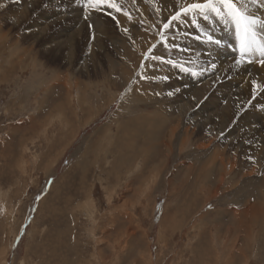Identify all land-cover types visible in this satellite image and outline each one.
<instances>
[{
  "label": "rangeland",
  "instance_id": "rangeland-1",
  "mask_svg": "<svg viewBox=\"0 0 264 264\" xmlns=\"http://www.w3.org/2000/svg\"><path fill=\"white\" fill-rule=\"evenodd\" d=\"M2 5H5L4 0H0V25H2L0 33L6 34V38L0 34V264H111L112 262H115V264H213V258L216 256H218L219 264H264V232L259 229L262 224H260V227L254 224V230L252 229L247 234L248 230L242 227L241 229L243 230L240 229L238 233L236 231L237 235H240L238 240L236 236L231 233L227 234L224 230L231 224L233 211H241L243 206L245 207L244 198L254 194L256 190L254 185L248 187L247 184L242 183L235 186L238 189L236 196L241 194L242 198H233L234 192L225 191L229 187L227 185L223 186V191L219 192L218 198L208 203L204 207L205 211H202L210 213L208 219H206V225H203L201 221L195 223L201 229L191 228L190 230H184L182 235L177 230L178 222L180 224L185 222L184 225L190 222L192 212H194L192 210L187 217L185 216L186 213L181 215L183 214L181 212V214L178 213L176 215L177 224L175 229H165L160 225L166 212L168 213L167 215H174L178 209L180 211L188 209L185 206L189 202L188 196H191V190L188 189L189 185L186 186L183 192L171 193L169 188L164 186V182H166V177L169 178L172 173H176L177 169L175 168L181 165L182 162L186 164L198 162L203 155L206 156L210 153V150L206 154L198 151L199 144L203 142L201 137L193 136V141L189 146L181 153H174L173 156L169 157L164 169L165 173L160 175V178L158 177V183H153L154 181H152L148 188H144L140 184L147 176L150 168L164 160V157L161 156H165L166 146H161L158 151L157 149L153 150L148 145L150 137L148 138L143 132L140 133L138 131H135L129 137L130 129L128 130L129 127L123 125L128 119L140 118L137 120L140 126L142 119L145 117L159 119L163 117L165 110L167 113L170 112L166 108L165 102L167 101H165L166 98L164 96L166 94V97H168L169 94L164 87L156 84V80H161L162 77L156 75L150 77V70L153 71V65L150 66V61L173 65L174 57L171 54L165 55L168 56L167 60L162 57L160 60L154 59L153 56L156 55L152 53L155 49L157 50V48H154L151 54L148 51L143 54L140 66L136 64V57L135 59H129L130 68L128 69L124 55H133L132 53L137 51V49L125 35L123 36V33L121 34L119 24L116 20H113V25L116 29L114 31L116 32L114 33L113 31L110 35L118 36L117 38L122 42L116 45L112 44L113 41L111 43L108 42V45L106 44L110 57L107 59L100 58L99 67L100 75L103 79L106 77V80L110 79L119 83L118 88L110 89V86L100 83L103 82L100 75L81 76L78 73H74V70H69L68 72L65 65L58 63V61L50 62L48 57L43 59L40 55L42 47L39 43H34L28 37L24 39L26 37L25 28L23 26H13L11 19L8 22L12 12L9 11L10 13H8L9 9L7 7H4L3 10ZM44 10H47V7L45 4H41L40 11L43 12ZM40 11L32 15L30 22L37 20V17L40 16ZM97 13H102L105 18H114L106 11L101 10ZM3 19L7 21H3ZM83 19L86 20L84 17ZM218 19L219 21L223 20V22L225 20L220 17ZM86 22L87 24L89 23V21ZM183 23L182 29H184L187 22ZM161 27L163 28V26ZM58 29L56 28L55 30L57 31ZM88 30L89 34H91L90 32L93 31L91 25L88 26ZM228 30L231 31V27L229 28L228 26ZM165 31V36H163L160 44L167 50L173 49L178 52H185V49L177 48L176 45L173 48L169 47L170 45L166 41H169L168 36H170L169 32L171 29ZM176 32L174 29V35L180 37ZM140 33L144 34V32L136 34ZM190 34L188 36L191 37ZM197 34L196 36L200 38L201 34L198 32ZM205 35V42L209 35L213 37L211 34ZM138 37L142 39V35H138ZM202 40L204 39L200 38L199 41ZM114 42L116 41L114 40ZM206 43L209 44L208 41ZM88 47V45H80L76 60L79 61L81 59L80 56L82 54L80 53L83 50L89 51ZM137 48H141L140 44ZM24 50L29 52L30 55H20ZM64 52L65 50H62V53ZM35 54L36 59L41 62L38 64L39 66L37 65L34 68L30 58L32 56L35 57ZM19 56L22 58V65L19 64L20 62L14 63L20 60ZM85 57H87V54H84ZM79 64L80 62H77V65ZM187 64L186 62L183 66ZM27 65L30 67H27ZM22 66L23 68H21ZM121 67H126L134 75L132 78L134 84L132 83V86L138 84L137 90L130 89L129 81L124 85V80L121 76L125 70ZM159 71L157 70V72ZM67 72L72 75L71 79L73 81L77 79L81 82V86L84 85L86 89L89 88L86 90L84 104L83 99L77 100L80 90L75 88L71 90V107H67L66 113L71 116L73 112V116L77 118V121L71 120L76 123L75 128L79 127L78 131H74L75 134L68 132L67 123L65 124L61 118H58L56 113L53 116L52 114L49 115L50 112H53L54 105L57 102L68 101L66 99L69 96L68 91L64 88L63 83L68 86L71 84V88L73 83L70 79L66 78L67 80L63 82V77H56L57 75L68 74ZM100 79L102 81H99ZM231 79L232 77L227 78L229 81ZM166 80L165 77L161 82L166 84L168 82ZM219 83L221 84V82ZM56 91L57 93L54 94ZM145 91L148 93L149 99L146 97ZM153 98L155 99L153 100ZM55 99L57 102H55ZM50 100L54 102L51 103ZM61 121H63L62 124ZM167 128L168 130H164L161 134L162 140L165 139V132L167 133L170 129V127ZM107 129L112 132L108 137L113 144L110 142V145H107L108 147L106 146L103 151L102 144L104 145L105 142L98 143V138ZM88 137H92V142L89 141L90 138ZM90 142L91 144H89ZM134 142H136V145ZM126 145L132 147L129 149L130 152L127 151ZM87 146H89V149H87ZM214 146H216L215 143ZM148 151L149 153H147ZM92 152L95 153L93 154ZM118 153L124 155L122 161L118 159ZM93 155L97 156L93 157ZM83 161H87L89 164L90 172L87 184L81 186L78 180L82 179L80 164ZM241 161L239 166H246L247 160H243L242 157ZM19 163H22L25 169L20 167ZM102 163L105 167L107 166V171L112 177L111 184L113 186L115 177L121 179L122 182L119 180L120 184L115 185V189L110 184H103V179L104 181L108 180L109 174ZM178 171L180 173L176 176V181L183 175L181 169ZM236 172L232 175H236L232 181L240 182L244 177V171ZM216 178L217 175L215 173L214 180ZM227 179L231 182L230 178L227 177ZM97 180L101 183L97 184L95 182ZM214 180H212V184H214ZM127 186L130 187V190H126ZM109 187L114 189L110 196L108 194L110 192ZM88 188L92 192L91 202L84 200ZM78 196L80 199L82 197V199L80 200ZM69 198L72 200V204H70L73 208L72 210L75 209V211L73 216L69 214V221H67L68 211L66 212L65 208ZM196 200L198 201L196 207L199 210L202 202L200 196ZM249 201L253 203V196H251ZM77 203L83 206L77 208ZM153 204L154 210L152 209ZM196 207L194 208L196 209ZM216 210L228 211L229 214L222 220L223 223L221 222V224L224 225V229L221 232L217 231L218 234L215 233L216 224L213 214ZM212 217L213 219H211ZM66 224L70 227V233L74 231L69 236L63 231ZM108 230L110 231L109 236L113 238L111 240L119 241L118 247L114 246L112 241L110 246H114V248L102 244L105 233ZM129 231L132 233L131 236ZM209 235H212L213 239H209V242L213 244V246L210 245L212 246L211 249L209 245L207 246L206 241L210 237ZM57 241L59 242L55 245ZM194 247L207 256L203 260H198L197 255L191 254ZM196 253L198 254V252Z\"/></svg>",
  "mask_w": 264,
  "mask_h": 264
},
{
  "label": "bare ground",
  "instance_id": "bare-ground-1",
  "mask_svg": "<svg viewBox=\"0 0 264 264\" xmlns=\"http://www.w3.org/2000/svg\"><path fill=\"white\" fill-rule=\"evenodd\" d=\"M4 1H5V5H2L3 7L2 9L4 10V7L5 8L7 7L9 9L8 13L12 12L11 17L9 18L7 17L8 22H10L11 19V24L13 26L16 27L23 26L25 28V34H26V37L24 39L28 37L29 39H32L34 43L36 44L39 43V45L42 47L40 54L42 58L45 59L46 57H48L50 58L49 59L50 62L58 61V63L60 62L61 64H64L68 72L69 70L70 71L74 70L75 71L74 73H78V75L80 74L81 76L85 75L87 77H90L91 75L93 76L100 75V69H99L100 58L107 59L110 57V53L106 49V44L108 42L111 43L112 41H113L112 44L114 45L122 42L120 41L119 38H117L118 36L115 37L114 35H110V33L116 30L115 26L113 25L114 22L113 20H116L117 23L119 24L118 26L121 34L123 33V36L125 35V37L129 39V42H131L137 49V51H135L134 53L131 52L133 55L130 54L129 56L124 55L128 69L130 68L129 59L132 58L135 59L136 57L137 60L136 64L137 65L139 64L140 66L142 64L141 61L143 60L142 58L143 54L146 53L149 48H153V45H155L154 48H157V50L155 49L152 54L162 57L165 60L168 59V56L165 55L171 54L174 57L173 65H170L168 63H160L157 60H156L157 62L150 61V66L153 65V71L150 70V77H152V75L162 77L161 80H156L157 82L156 84L164 87L165 90H167L168 94L171 93L168 95V97H166V94H164V96L166 98L165 101H167L165 102L166 108H168L170 110L169 113L172 112V114L169 115V113H167V111L165 110L164 112L165 114L163 115V117H160L159 119L157 118L149 119L147 117L143 118L142 124L140 126L137 121L140 118H135L134 120L128 119L125 125H123L125 127L126 126L129 127L128 128V130L130 129L129 137L132 136V134L135 131L136 132L138 131L140 133L143 132V134L146 135L148 138L150 137V142L148 145L153 150L157 149L158 151V149L161 146L163 145L166 146L165 156L164 155L161 156L164 157V160L159 164H154V165L152 164L153 166L147 172V176L145 177V179L142 180V183L140 184L142 185V187L148 188L150 183H152V181H154L153 183L157 182L158 177L160 178V175L165 173L164 169L168 163L169 157L173 156L174 153L175 154L181 153L187 146L191 144V142L193 141L192 140L193 136L197 135L201 137V140L203 141L202 143L199 144L198 151L206 154L208 153V150H210V153L206 156L203 155L202 159H200V161L198 162H193L191 164H186L182 162L181 165L176 167L175 169H177V171L179 169L183 171L181 172L183 173V175L179 177L180 178L179 181H178L179 178L176 181V176L179 175L178 173H180L179 171L178 172L176 171V173H174L175 175L172 173L169 178L166 177V182H164V186L168 187L171 193L183 192V190L186 189V186L189 185L188 189L191 190L192 194L190 193L191 196L187 195L189 198V202L186 201L188 202V204L186 203L185 207H187L188 209L185 208L186 210L183 211H180L178 209L174 215L173 214L167 215L168 213L166 212L163 215L164 217L160 225H162V227H164L165 229L168 228L175 229L177 224L176 215L181 212L183 213V214L180 213L181 215H184V213H186L185 216L187 217V215L188 216L190 215L192 210L194 212H192V217L190 219V222L189 223L186 222L187 224L185 225H184L185 222H182L181 224L178 222L177 230L179 231L180 235H182L184 230H190L191 228L201 229L195 223L201 221L203 225H206V219H208L210 213L209 212L204 213L202 211H205L204 207L208 203L215 201L218 198L219 194L223 191V186L227 185L229 187L225 191L234 192L232 196L233 198L234 197L242 198L241 194H239V196H236L237 193L236 191H238V189L235 186L237 184L241 185L242 183H245L247 184L248 187L254 185L256 187L255 188L256 192L254 191L253 195L244 198L245 207L243 206L241 211H233V215H231V221H230L231 224H229V226H227L225 229L223 228L224 225L221 224V222L224 219V217H227L229 215L228 211L226 212L222 210L220 211L216 210V212L213 213L214 222L216 224L215 233L218 234V232H221V230L224 229L227 234L230 233L233 234L234 236H236V239L238 240V237L240 236L237 235L238 231L242 227H244L248 230V232H246L247 234L252 231V229L254 228L253 227L254 224L258 225V227H260V224H262V226L259 229H262V231L264 232V90H262L264 89V65L258 63L260 59H264V0H240V4L245 5L248 11L251 12L256 17L257 20L254 26V37L252 36L249 37V39L255 40L253 46L254 51H251L246 54V58L251 62L243 63L241 65L235 64V59L239 56V52H240V39H241V37L237 35V30L235 25L226 19L224 20V22L223 20L219 21L218 17L212 13L208 14L207 19H204L200 15H193L190 13L188 17H185L184 19H181L175 23L173 22L171 31L169 32L170 36H168L169 41L167 40L166 43L169 44L170 45L169 47L171 48H173L175 45L177 46V48L181 47L182 49H185L184 50L185 52L183 51L178 52L173 49L167 50L160 44L161 40L163 39V36H165L166 33L165 29L163 30V28L161 27L163 26V23L168 22V18L171 15L175 14L177 8L186 5V3L192 2V0H116L117 1L116 3H118L117 6L122 9L121 11L118 12L114 8L108 9L106 6L102 8V11L109 12L111 16H114L113 19L107 17L105 18L102 13L100 14L97 12L96 13L92 12L89 18L86 20L83 19V17L85 18L86 15L85 11L82 6L76 4V0H4ZM199 2H203V0H199ZM41 4H45L47 10L41 12L42 11V10L40 11ZM38 11L41 12V13L39 12L40 16L37 17V20L30 22L32 15L38 13ZM125 13H127V15H125ZM3 21H7V20L3 19ZM86 21H89V23L87 24ZM193 21H195V23ZM183 22H187L184 29H182L184 26ZM90 25L93 28V31L90 32L91 34H89V30H88V26ZM228 26L229 28L231 27V31L228 30ZM1 27L2 25H0V28ZM56 28L59 29L56 31L55 30ZM174 29L177 31L176 33L180 35V37L174 35L175 34L173 33ZM115 32L116 31H114V33ZM139 32H144V34L141 33L136 34ZM197 32L201 34L200 38L204 40L199 41L200 38L196 36L198 35ZM190 33H192L193 35ZM0 34L2 37L6 38V34H2V33ZM188 34H190L191 37L188 36ZM205 34H211L213 36L212 37L213 41H209L207 39L209 44L206 43L207 41L205 42L206 40ZM138 35H142L141 37L142 39H140ZM143 35H147V36H143ZM114 40L116 42H114ZM216 40H219L220 43L216 44L214 42ZM81 44L88 45L89 51L83 50V52L80 53L83 56L81 55L80 56L81 59L78 61L76 60V57H78L77 54H79L78 51L80 49ZM139 44L141 46L140 49L137 48ZM62 50H65V52L62 53ZM115 52L117 53V51ZM21 54L25 56L30 55V53L27 52L26 50L22 51L20 55ZM84 54H87V57L84 58ZM21 61L22 58H20V60L15 61L14 63L20 62L19 64L22 65L23 62ZM178 61H180V63L177 64ZM30 62L32 63V66L35 68L41 61H38L36 59V54H35V57L32 56L30 58ZM77 62H80V64L77 65ZM186 62L188 64L186 66H183V64H186ZM213 65H215V67H213ZM27 67L30 66L27 65ZM21 68H23V66ZM34 68L33 70H35ZM127 68L126 67L122 68L125 70L123 72V75L121 76V78L124 80V85L129 81L130 82L129 85L131 86L130 89L137 90L138 84L132 86V83L134 84V82L132 81L134 75H132V73H130ZM157 70L160 71L157 72ZM56 77L57 78L63 77V82L64 80L70 79L73 85L71 88L70 86L71 84L68 86L62 82L64 88L68 91L69 96H67L66 98L68 101L67 102L61 101L62 103H60L57 102L55 99V102H57V104L54 105L53 112L52 113L50 112L49 115L52 114L53 116V114L56 113L58 115V118H61L65 124L67 123V126L69 128L68 132L70 134L71 133L75 134L74 131H78L79 127L77 126L75 128L76 123L73 122L77 121V118L76 116H73L74 114L73 112L72 113L70 112L71 116H69L66 113L67 107L70 106L71 90L73 88H75L76 90H80L79 93L80 95L77 97V100L80 99L84 100L86 97V92H87L86 90H88L89 88L86 89V86L84 85L81 86L80 84L81 82H79L77 79L73 81L71 79L72 75L69 73L62 76L57 75ZM87 77L86 79H88ZM100 77L102 76L100 75ZM165 77L167 79L166 81L168 82L166 84H163V82L161 81ZM228 77H232V79L229 81L227 80ZM105 78L103 79L102 77L103 82L100 83H105L106 85L110 86V89L118 88L119 85L118 82L110 80L109 77H108L109 80H106ZM99 81L102 80L100 79ZM252 81H256V84L258 86L255 96H253ZM219 82H221V84ZM56 93L57 91L54 94ZM145 93H146V97L149 99L148 93L146 91ZM154 99L155 98H153V100ZM52 102L54 101H51V103ZM84 103L85 100L83 104ZM72 119H74L73 122L71 121ZM63 121H61V124L63 123ZM167 127H170V129L169 131H167V133L165 132L164 134L165 139L162 140L161 134L164 132V130H168ZM111 134L112 132H110V130L107 129L104 132V134H102L101 137L98 138L99 139L98 143L105 142L104 145L102 144L103 147L101 146L103 148V151L107 145H110L111 140L108 136H110ZM91 140L92 137L89 139V141ZM91 142L89 144H91ZM135 143L136 142H134V144ZM214 143L216 144V146H214ZM87 147H88L87 149H89V146ZM126 148L127 151L130 152L129 149L132 147H130V145H126ZM247 148H249V150H247ZM92 153L94 154L95 152ZM147 153H149V151ZM117 155H118V159L122 161L123 160L122 157H124V155L120 153H118ZM150 155L154 157L153 154L150 153ZM96 156L93 155V157ZM242 157L243 160H247V164L244 167L239 166L241 165ZM88 165L89 164L87 163V161H83L80 164V169L82 171V175H81L82 179L78 181L81 186H83L84 184L86 185L88 182V175L90 172ZM19 166L24 168V165H22V163H19ZM181 167L184 169H182ZM116 169L119 170L118 168ZM105 170L107 171V166L105 167ZM242 171H244L243 179H241L240 182L232 181V179L236 177V175L232 176L233 173L234 172L240 173ZM215 173L217 175V178L214 180ZM108 177L109 179L106 180L107 182L104 181V179L102 178L103 184L106 183L107 185L108 184L112 185L111 175L109 174ZM227 177L231 179L230 180L231 182H229V179H227ZM252 179H254V181H252ZM99 180L95 182L98 184ZM119 180L121 181L120 178L115 177V182H113L114 186L120 184ZM212 180L215 181L214 184H212ZM114 186L112 185L113 188ZM109 188H110L109 189L110 192L108 194L110 196L114 192L115 188L114 189L111 187ZM128 189L130 190V187L126 188V190ZM76 190L78 189L76 188ZM87 191L88 192L85 195L86 197L84 196L85 197L84 200H86V202L87 200L88 201L92 200L91 189L89 191L88 188ZM199 196L202 202L200 204L201 207L198 210L196 207L198 201L196 199ZM251 196H253L254 198L253 203H250L249 201ZM71 201L72 200L69 198L67 202L68 204L66 205L65 208L66 212L68 211L67 221H69V217H70L69 214L73 216V212L75 211V209L72 210L73 208L70 205L72 204ZM79 205L80 203H77L76 207L80 208L83 206V205L80 206ZM194 207H196V209ZM152 209L154 210V204ZM211 219H213V217ZM63 231H65V234H67V236H69V234L74 232L73 231L70 233V227L67 224L65 225V229ZM109 232H110L109 230L106 231L105 233L106 235L103 240V242L105 241V243L102 242V244H105L110 248H114V246L118 247V245L120 244L119 241L115 239L114 241H112L111 240L112 237L109 236ZM129 232L128 233L131 236L132 233L131 231ZM205 234L207 235V233ZM209 239L213 240L212 235L206 240L207 246L208 245L213 246V244L209 242ZM59 241H57L55 245H57ZM111 241L113 242L114 245L113 247L110 246ZM75 244H77V242H75ZM212 246H210L209 248L211 249ZM193 249H192L193 251H191L192 252L191 254L197 255L198 260H203V258L207 256V255H203V253H201L198 250V248L194 247ZM196 252H198V254ZM104 258L106 259V257ZM213 259H214L213 264H219L218 256H216ZM111 264H115V262H112Z\"/></svg>",
  "mask_w": 264,
  "mask_h": 264
},
{
  "label": "snow or ice",
  "instance_id": "snow-or-ice-1",
  "mask_svg": "<svg viewBox=\"0 0 264 264\" xmlns=\"http://www.w3.org/2000/svg\"><path fill=\"white\" fill-rule=\"evenodd\" d=\"M77 4L82 5L86 15L85 19H88L92 12H100L103 7L108 9H116L121 11L122 9L117 6L116 0H76ZM200 15L204 19L208 18V14L212 13L217 17L226 19L233 23L237 30V35L240 39V52L239 56L235 59L236 65L243 63H250L251 61L246 58V54L254 51V39H249L250 36L254 37V26L257 22L256 17L248 11L245 5L240 4V0H192L190 3L179 7V10L168 18V22L163 24V29L170 30L173 22H177L189 14ZM127 15V13H125ZM195 23V21H193ZM209 41H213V38L209 35ZM219 44L220 41H214ZM155 45H153V48ZM153 48H149L148 52L151 53ZM154 59L160 60L161 57L153 56ZM261 65H264V59L258 61ZM215 67V65H213ZM256 81H252L253 96L257 91ZM264 90V89H262ZM171 94V93H169Z\"/></svg>",
  "mask_w": 264,
  "mask_h": 264
}]
</instances>
